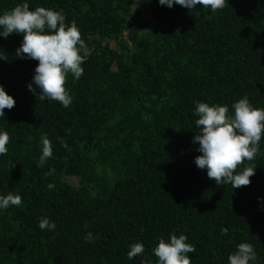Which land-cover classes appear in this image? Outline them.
Masks as SVG:
<instances>
[{"label":"trees","instance_id":"1","mask_svg":"<svg viewBox=\"0 0 264 264\" xmlns=\"http://www.w3.org/2000/svg\"><path fill=\"white\" fill-rule=\"evenodd\" d=\"M23 2L75 21L90 54L79 79L66 77L65 108L27 90L38 61L15 55L22 34L0 37V85L15 100L0 117L10 138L0 195L22 198L0 210V264H156L152 249L171 233L195 246L191 264H228L242 242L264 264V134L255 159L237 168L257 166L250 184L235 189L196 167L192 143L194 101L231 111L246 96L264 109V0H227L216 11L158 0H0V14ZM43 136L53 156L41 168ZM41 217L55 231L39 229ZM135 242L145 252L129 260Z\"/></svg>","mask_w":264,"mask_h":264},{"label":"clouds","instance_id":"2","mask_svg":"<svg viewBox=\"0 0 264 264\" xmlns=\"http://www.w3.org/2000/svg\"><path fill=\"white\" fill-rule=\"evenodd\" d=\"M158 3L168 8L180 5L188 10L199 5L216 11L222 9L227 0H158ZM13 33L23 36L15 55L38 61L27 90L38 95L41 101H58L63 107H69L72 97L64 86L66 77L71 73L74 79H79L84 72L81 65L90 54L75 21L66 23L64 14L50 8L30 10L29 4L23 2L0 14V37L7 39ZM0 60L4 58L0 57ZM194 104L193 115L197 117L195 125L199 131L194 133L192 143L198 142L197 151L200 153L194 158L196 167L206 170L207 177L214 179L217 185L230 184L232 189L249 185V178L255 174L257 166L250 163L239 171L237 168L244 161H253L259 152V142L264 134V109L253 107L246 96L234 102L231 111L228 105L199 101H194ZM14 106L15 100L0 85V117H5L6 108L11 110ZM9 139L8 133L0 130V155L8 152L6 145ZM60 144L70 150L63 140ZM41 145L37 167L42 168L52 158L53 149L46 136L41 137ZM53 171L50 169L46 175ZM21 203L19 194L0 195V210L19 207ZM38 227L55 231L56 224L47 217H41ZM226 231L222 229V233ZM85 240L92 242L93 234L87 232ZM187 241L186 235L177 236L175 233L167 239L158 238L152 249L156 264H191L189 254H194L196 248ZM144 252L143 244L135 242L129 245L127 258L131 260ZM227 259L228 264H256L258 257L250 243L242 242Z\"/></svg>","mask_w":264,"mask_h":264}]
</instances>
